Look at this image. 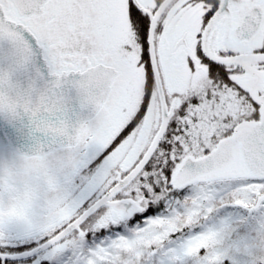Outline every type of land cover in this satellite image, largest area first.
Returning <instances> with one entry per match:
<instances>
[{
    "label": "snow or ice",
    "instance_id": "snow-or-ice-1",
    "mask_svg": "<svg viewBox=\"0 0 264 264\" xmlns=\"http://www.w3.org/2000/svg\"><path fill=\"white\" fill-rule=\"evenodd\" d=\"M0 117V264H232L221 226L264 220V0H0Z\"/></svg>",
    "mask_w": 264,
    "mask_h": 264
},
{
    "label": "rangeland",
    "instance_id": "rangeland-1",
    "mask_svg": "<svg viewBox=\"0 0 264 264\" xmlns=\"http://www.w3.org/2000/svg\"><path fill=\"white\" fill-rule=\"evenodd\" d=\"M214 244L232 264H264V220L234 213L221 226Z\"/></svg>",
    "mask_w": 264,
    "mask_h": 264
},
{
    "label": "water",
    "instance_id": "water-1",
    "mask_svg": "<svg viewBox=\"0 0 264 264\" xmlns=\"http://www.w3.org/2000/svg\"><path fill=\"white\" fill-rule=\"evenodd\" d=\"M3 118L2 117H0V120H2Z\"/></svg>",
    "mask_w": 264,
    "mask_h": 264
}]
</instances>
